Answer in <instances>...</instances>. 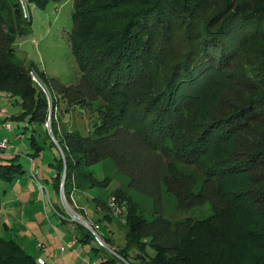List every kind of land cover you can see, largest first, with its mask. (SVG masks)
Instances as JSON below:
<instances>
[{
  "label": "trees",
  "instance_id": "obj_1",
  "mask_svg": "<svg viewBox=\"0 0 264 264\" xmlns=\"http://www.w3.org/2000/svg\"><path fill=\"white\" fill-rule=\"evenodd\" d=\"M74 1L69 38L82 76L57 87L75 102L95 103L99 120L84 135L61 133L52 117L58 143L49 128L44 136L58 154L55 186L60 191L63 183L68 195L83 173L92 185L108 183L110 176L98 179L84 167L113 158L130 177L128 187L149 195L154 212L148 218L124 188L114 189L128 207L127 243L114 248L120 256L149 245L155 253L147 264H264V46L254 54L247 47L264 41V0ZM31 24L21 0H0V94L21 104L11 119L47 127L48 99L29 74L39 68L14 58V40ZM39 75L46 86L56 80ZM38 142L32 134V147ZM8 159L0 162L2 175L24 171ZM166 193L178 210L206 203L211 210L175 219L165 214ZM37 258L0 236V264H40Z\"/></svg>",
  "mask_w": 264,
  "mask_h": 264
},
{
  "label": "rangeland",
  "instance_id": "obj_2",
  "mask_svg": "<svg viewBox=\"0 0 264 264\" xmlns=\"http://www.w3.org/2000/svg\"><path fill=\"white\" fill-rule=\"evenodd\" d=\"M27 4L31 29L17 34L13 43L14 58L26 65L33 63L39 71L56 79L55 82L49 80L46 86L34 78L33 70L37 74L39 71L30 66L29 74L43 89L49 103L48 115L52 113V117L58 119L61 133L78 129L84 135L93 134L99 120L96 104L75 102L69 96L61 95L57 87L58 83L75 84L82 76L69 38L75 25V1L51 0L44 6L28 1ZM259 46H264V41L257 39L247 45L253 54ZM5 94H0V102L8 107L10 115L18 114L22 110L21 104L14 103V96L7 98ZM12 123V129L0 128V136H7L11 144L10 152L1 157L0 162L8 163V157H13L24 171L16 172L11 178L0 173V236L17 240L35 256L41 255L45 264H100L107 258L114 260V264H130L131 261L147 264L155 253L152 246L148 245L142 254L139 248L130 246L128 259L110 249L118 250L127 243L126 213L116 214L100 200L109 203L114 189L124 188L139 202L141 212L151 218L154 212L149 195L128 187L130 177L118 169L113 158H106L84 168L94 171L98 179L110 176L108 183L92 185L88 182L90 178L82 172L81 184L66 196L63 183L60 191L54 184L56 167L52 162L58 154L51 139L44 136L48 127L30 123L26 118L14 117ZM48 131L53 139V132ZM32 134L43 146L39 147L40 153L30 154L39 146L32 147ZM178 166L185 169L181 164ZM165 172H168L167 167L163 168ZM163 204L165 214L175 219H187V216L195 219L211 210L209 203L186 211L178 210L175 197L169 193L164 194ZM99 237L110 240L105 245Z\"/></svg>",
  "mask_w": 264,
  "mask_h": 264
},
{
  "label": "built area",
  "instance_id": "obj_3",
  "mask_svg": "<svg viewBox=\"0 0 264 264\" xmlns=\"http://www.w3.org/2000/svg\"><path fill=\"white\" fill-rule=\"evenodd\" d=\"M22 4H23V9H24V14L26 16H29V9H28V4L26 0H21ZM33 72L35 73V79L37 81H40L42 84L45 85V83L41 80L40 76H38L39 74L36 73L35 70H33ZM46 125L47 127L51 130V126H52V113H50L48 115V118L46 120ZM4 127L5 129H12L13 128V123H12V119L10 118V114H9V110L8 107L6 105H4L3 103L0 102V128ZM11 150V144L9 142V139L7 136H0V154H7L9 153ZM109 206L111 207L112 211L116 214H122L127 210V206L125 204V202H119L117 201L116 197L113 195L111 197V199L109 200ZM99 240L101 243L105 244L104 240L99 237ZM112 250H114L113 248H110ZM115 251V250H114ZM40 264L45 263V260L43 259V257H38L37 258Z\"/></svg>",
  "mask_w": 264,
  "mask_h": 264
},
{
  "label": "water",
  "instance_id": "obj_4",
  "mask_svg": "<svg viewBox=\"0 0 264 264\" xmlns=\"http://www.w3.org/2000/svg\"><path fill=\"white\" fill-rule=\"evenodd\" d=\"M53 139L54 140H56V142H57V139H56V137L53 135ZM58 143V142H57ZM64 178V177H63ZM62 189H63V186H62Z\"/></svg>",
  "mask_w": 264,
  "mask_h": 264
},
{
  "label": "crops",
  "instance_id": "obj_5",
  "mask_svg": "<svg viewBox=\"0 0 264 264\" xmlns=\"http://www.w3.org/2000/svg\"><path fill=\"white\" fill-rule=\"evenodd\" d=\"M38 257H41V255L40 256H38ZM65 258V257H64ZM44 259V258H43ZM45 263H46V261H45ZM45 263H43V264H45Z\"/></svg>",
  "mask_w": 264,
  "mask_h": 264
}]
</instances>
